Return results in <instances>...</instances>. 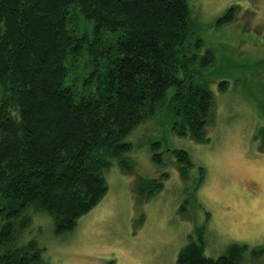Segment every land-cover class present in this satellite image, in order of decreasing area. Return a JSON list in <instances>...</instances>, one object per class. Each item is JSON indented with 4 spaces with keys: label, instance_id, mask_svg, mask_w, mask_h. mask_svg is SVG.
<instances>
[{
    "label": "trees",
    "instance_id": "obj_1",
    "mask_svg": "<svg viewBox=\"0 0 264 264\" xmlns=\"http://www.w3.org/2000/svg\"><path fill=\"white\" fill-rule=\"evenodd\" d=\"M190 18L188 0H0V264H47L36 218L57 238L72 234L107 194L112 161L130 169L126 139L161 109L177 135L208 142L213 97L197 76L215 56L189 40ZM234 19L231 8L217 26ZM151 149L161 164L158 143ZM172 153L183 176L192 161ZM204 232L177 264L264 258V246L240 244L208 258Z\"/></svg>",
    "mask_w": 264,
    "mask_h": 264
},
{
    "label": "rangeland",
    "instance_id": "obj_2",
    "mask_svg": "<svg viewBox=\"0 0 264 264\" xmlns=\"http://www.w3.org/2000/svg\"><path fill=\"white\" fill-rule=\"evenodd\" d=\"M188 3L189 40H202L200 55L215 56L197 76L213 97L208 142L177 135L173 116L161 109L126 139L130 169L112 161L107 194L72 234L57 238L47 216L36 218L47 264H177L179 251L202 228L208 258L230 244L264 246V0ZM231 8L234 21L218 27ZM223 81L228 87L220 92ZM153 143L160 146L159 165ZM175 149L192 161L183 176ZM152 181L161 184L157 194L145 185Z\"/></svg>",
    "mask_w": 264,
    "mask_h": 264
}]
</instances>
